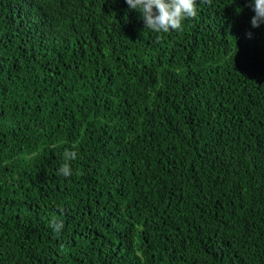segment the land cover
Returning <instances> with one entry per match:
<instances>
[{"label":"trees","instance_id":"trees-1","mask_svg":"<svg viewBox=\"0 0 264 264\" xmlns=\"http://www.w3.org/2000/svg\"><path fill=\"white\" fill-rule=\"evenodd\" d=\"M251 5L156 33L125 0H0V264H264Z\"/></svg>","mask_w":264,"mask_h":264},{"label":"clouds","instance_id":"clouds-1","mask_svg":"<svg viewBox=\"0 0 264 264\" xmlns=\"http://www.w3.org/2000/svg\"><path fill=\"white\" fill-rule=\"evenodd\" d=\"M210 4L211 0H203ZM131 9L138 10L143 17L145 28L156 33L182 31L183 21L197 16V0H125ZM255 15L251 18L252 27H259L264 23V0H252ZM251 38V33H246ZM65 163L58 169V175L69 177L72 175L70 164L67 161L77 158L75 151L65 150ZM59 235L64 227L62 220L53 219L50 225Z\"/></svg>","mask_w":264,"mask_h":264}]
</instances>
